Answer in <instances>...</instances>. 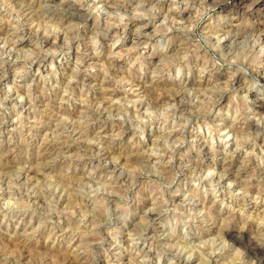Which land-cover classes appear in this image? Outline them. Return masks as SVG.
<instances>
[{
  "label": "rangeland",
  "instance_id": "rangeland-1",
  "mask_svg": "<svg viewBox=\"0 0 264 264\" xmlns=\"http://www.w3.org/2000/svg\"><path fill=\"white\" fill-rule=\"evenodd\" d=\"M225 2L0 0V264H264V0Z\"/></svg>",
  "mask_w": 264,
  "mask_h": 264
},
{
  "label": "bare ground",
  "instance_id": "bare-ground-1",
  "mask_svg": "<svg viewBox=\"0 0 264 264\" xmlns=\"http://www.w3.org/2000/svg\"><path fill=\"white\" fill-rule=\"evenodd\" d=\"M18 1V0H17ZM253 1V0H252ZM232 3V2H231ZM251 3V2H250ZM23 4V3H22ZM108 4V3H107ZM227 4H229V2H228V0H227V2H225V4L224 5H227ZM24 5V4H23ZM216 7V6H215ZM222 7H225V6H222ZM258 7V8H257ZM262 7H263V10H262ZM255 8H257V9H255ZM247 9V11H249V12H252V14L253 13H255L256 15L257 14H261V13H263L264 14V4H258V2H255V3H253V4H251L250 6H248V8H246ZM73 11V10H72ZM71 12V11H70ZM59 13V12H58ZM251 14V13H250ZM262 15V14H261ZM260 15V16H261ZM261 26V25H260ZM259 28V27H258ZM253 29H254V27H253ZM264 29V28H263ZM262 29V30H263ZM250 30V29H249ZM255 30V29H254ZM247 31H248V29H247ZM242 32V31H241ZM246 32V31H245ZM250 32V31H249ZM254 32V31H253ZM251 33V32H250ZM263 33V32H262ZM1 34V33H0ZM44 34V33H43ZM264 34V33H263ZM245 37H246V34H245ZM250 37V36H249ZM253 37V36H252ZM2 38V37H1ZM257 41V40H256ZM264 51V50H263ZM262 50H261V52H263ZM247 65V64H246ZM243 66V65H242ZM239 69H241V68H239ZM246 69V68H245ZM251 73V72H250ZM259 79V78H258ZM261 82V81H260ZM164 87V86H163ZM162 87V84L158 87L157 86V90L156 91H158V92H154V93H151V94H149L148 95V98L150 99V101L152 100V102L151 103H153V102H156V103H162V102H164V101H166V100H168V98L170 97H168V96H166L165 94H167V92L164 94V92L163 91H167V90H165V88H163ZM167 87V86H166ZM153 88V87H152ZM167 89V88H166ZM155 90V89H154ZM169 94V93H168ZM173 95V94H172ZM174 98V97H173ZM221 98V97H220ZM142 104V103H141ZM155 104V103H154ZM163 104V103H162ZM161 104V105H162ZM158 104H155V106H157ZM103 107V106H102ZM193 107V106H192ZM100 108V107H99ZM261 108V106L259 107V109ZM94 109V108H93ZM262 109V108H261ZM89 110V109H88ZM85 111V110H84ZM91 111V110H90ZM120 111V110H119ZM183 111V110H182ZM263 111V110H262ZM262 111H260V110H258V112L259 113H261ZM81 112V111H80ZM97 112V111H96ZM194 112V111H193ZM90 113V112H89ZM88 114V113H87ZM101 116V115H100ZM193 116V115H192ZM87 117V116H86ZM91 117V116H90ZM97 120V119H96ZM99 120V119H98ZM64 125V124H63ZM181 125V124H180ZM256 125V124H255ZM55 129V128H54ZM70 129V128H69ZM79 129V128H78ZM60 130V129H59ZM77 130V129H76ZM236 130V129H235ZM264 130V129H263ZM234 131V130H233ZM60 132V131H59ZM230 132H231V130H230ZM259 132V131H258ZM264 135V134H263ZM86 136V135H85ZM52 148V147H51ZM49 150V149H48ZM53 150V149H52ZM88 150V149H87ZM90 151V150H89ZM87 153V152H86ZM89 154H91V153H89ZM230 162H233V161H230ZM224 165V164H223ZM229 165V164H228ZM228 165H224L223 166V170L224 171H226V172H231L232 170H228V168L230 167H227V169H226V166H228ZM234 166V165H233ZM237 166V165H236ZM225 167V168H224ZM233 172V171H232ZM232 172H231V174H232ZM221 174V173H220ZM230 174V173H229ZM235 177V176H234ZM222 178H223V176H222ZM236 179V178H235ZM8 180H9V178H8ZM217 180V179H216ZM34 181V180H33ZM39 181V180H38ZM7 182V181H6ZM61 182V181H60ZM32 183V182H31ZM40 183V182H39ZM220 183V182H219ZM63 185V184H62ZM250 191V190H249ZM249 193V192H248ZM22 194V193H21ZM20 195V194H19ZM22 196V195H21ZM195 197V196H194ZM243 197V196H242ZM146 219V218H145ZM247 247L249 248L250 247V250H248V251H251L250 253L251 254H253L254 253V255H256L255 253H256V250H255V248L253 247V248H251V241H247ZM245 247V246H244ZM187 248V247H186ZM196 253V252H195ZM202 254V253H201ZM206 258V257H205ZM204 258V259H205ZM263 258V257H262ZM206 260V259H205Z\"/></svg>",
  "mask_w": 264,
  "mask_h": 264
}]
</instances>
